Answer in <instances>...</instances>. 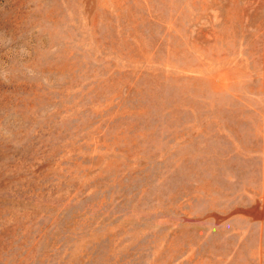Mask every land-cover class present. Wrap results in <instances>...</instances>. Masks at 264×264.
<instances>
[{
    "label": "rangeland",
    "instance_id": "374dc122",
    "mask_svg": "<svg viewBox=\"0 0 264 264\" xmlns=\"http://www.w3.org/2000/svg\"><path fill=\"white\" fill-rule=\"evenodd\" d=\"M0 264H264V0H0Z\"/></svg>",
    "mask_w": 264,
    "mask_h": 264
}]
</instances>
